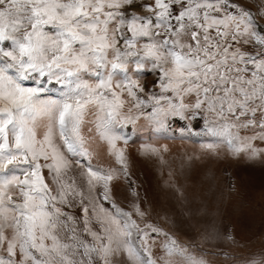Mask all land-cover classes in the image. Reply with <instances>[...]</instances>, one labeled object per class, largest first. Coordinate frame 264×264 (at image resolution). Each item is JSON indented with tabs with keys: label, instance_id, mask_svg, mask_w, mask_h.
<instances>
[{
	"label": "snow or ice",
	"instance_id": "snow-or-ice-1",
	"mask_svg": "<svg viewBox=\"0 0 264 264\" xmlns=\"http://www.w3.org/2000/svg\"><path fill=\"white\" fill-rule=\"evenodd\" d=\"M258 19L264 0H0V264H210L150 221L123 129L178 120L206 153L264 158Z\"/></svg>",
	"mask_w": 264,
	"mask_h": 264
},
{
	"label": "rangeland",
	"instance_id": "rangeland-1",
	"mask_svg": "<svg viewBox=\"0 0 264 264\" xmlns=\"http://www.w3.org/2000/svg\"><path fill=\"white\" fill-rule=\"evenodd\" d=\"M258 25L264 27V20L258 19ZM144 76L153 79L149 73ZM26 84L34 86L31 81ZM148 88L158 91L151 83ZM170 123V130H159L141 117L135 127L123 129L131 187L136 188L150 221L181 242L194 244L210 264L259 259L264 254V158L233 157L223 149L206 153L200 147L201 137L182 138L177 128L183 122ZM202 127L201 122L193 130ZM144 143L167 146L163 159L143 154ZM93 147L94 163L117 167L105 145L97 142ZM114 184L117 202L130 210L136 197L129 181L121 178ZM178 189L184 198H179Z\"/></svg>",
	"mask_w": 264,
	"mask_h": 264
}]
</instances>
